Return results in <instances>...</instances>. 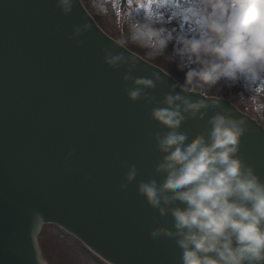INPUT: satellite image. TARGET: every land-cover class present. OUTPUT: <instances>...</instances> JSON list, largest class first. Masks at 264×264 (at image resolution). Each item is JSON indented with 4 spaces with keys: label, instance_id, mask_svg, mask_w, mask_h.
I'll return each mask as SVG.
<instances>
[{
    "label": "water",
    "instance_id": "water-1",
    "mask_svg": "<svg viewBox=\"0 0 264 264\" xmlns=\"http://www.w3.org/2000/svg\"><path fill=\"white\" fill-rule=\"evenodd\" d=\"M83 7L74 0L65 15L57 0H0V264H46L36 235L48 222L111 264H181L173 238L150 235L171 218L137 191L138 181L162 178L154 172L161 154L153 134L163 130L151 118L154 104L129 99L127 65L103 59V49L122 48ZM141 60L131 75L159 71L164 79L145 91L161 100L175 79ZM221 100L182 128L204 131L217 110L245 120L238 154L264 177V129ZM131 164L138 175L122 190Z\"/></svg>",
    "mask_w": 264,
    "mask_h": 264
},
{
    "label": "clouds",
    "instance_id": "clouds-1",
    "mask_svg": "<svg viewBox=\"0 0 264 264\" xmlns=\"http://www.w3.org/2000/svg\"><path fill=\"white\" fill-rule=\"evenodd\" d=\"M74 0H57L67 15ZM106 11L104 4L96 5ZM113 8H118L115 0ZM139 18L129 16L130 35L104 61L113 68L127 65L122 79L131 81L130 100L154 104L151 118L162 131L153 134L161 154L154 172L162 178L137 182L138 193L170 226L156 223L152 237L173 238L181 264H264V177L239 155L245 120L229 111L208 116V127L192 134L182 128L222 105L219 94L237 85L249 86L257 111H264V0H148ZM180 21L179 28L171 21ZM88 25L76 26L80 36ZM131 42L148 57L165 56L181 79L156 100L146 89L164 79L131 75L143 61L122 46ZM83 43V41H78ZM71 156V153L68 154ZM67 160V157H65ZM135 164L127 166L122 190L136 180Z\"/></svg>",
    "mask_w": 264,
    "mask_h": 264
},
{
    "label": "rangeland",
    "instance_id": "rangeland-1",
    "mask_svg": "<svg viewBox=\"0 0 264 264\" xmlns=\"http://www.w3.org/2000/svg\"><path fill=\"white\" fill-rule=\"evenodd\" d=\"M83 1L89 12L99 21L101 28L110 34L111 37L113 36L118 40L127 39L130 35L128 14L131 13L139 18L145 11L139 5L148 3V0H115L118 8H113V0ZM180 2H183V0H180ZM99 4H104L106 11H100L96 7ZM180 23L182 22L175 19L171 21V24L177 28H179ZM127 45L138 53L143 54V56L145 55L148 59L159 61L158 58L160 57H148L145 50L140 49L131 42H128ZM223 92H225L228 99L246 113L258 121H264V111L256 110V106L251 100L253 93L250 91L249 86L241 84L231 89H224ZM260 101L264 102V96L260 97ZM38 239L43 260L48 264H99L80 244L57 227L47 226L43 228V232Z\"/></svg>",
    "mask_w": 264,
    "mask_h": 264
}]
</instances>
